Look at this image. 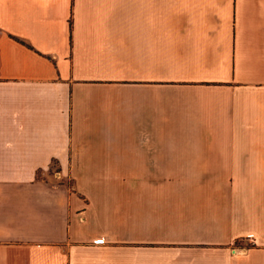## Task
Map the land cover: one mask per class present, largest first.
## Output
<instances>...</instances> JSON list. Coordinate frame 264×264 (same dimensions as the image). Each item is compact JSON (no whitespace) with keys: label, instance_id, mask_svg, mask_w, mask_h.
Here are the masks:
<instances>
[{"label":"crops","instance_id":"1","mask_svg":"<svg viewBox=\"0 0 264 264\" xmlns=\"http://www.w3.org/2000/svg\"><path fill=\"white\" fill-rule=\"evenodd\" d=\"M0 264H264V0H0Z\"/></svg>","mask_w":264,"mask_h":264},{"label":"rangeland","instance_id":"2","mask_svg":"<svg viewBox=\"0 0 264 264\" xmlns=\"http://www.w3.org/2000/svg\"><path fill=\"white\" fill-rule=\"evenodd\" d=\"M47 173H36L37 178H42L47 181H67L71 182V179L68 174L60 173L59 165L55 164L54 161L49 164L47 168Z\"/></svg>","mask_w":264,"mask_h":264}]
</instances>
